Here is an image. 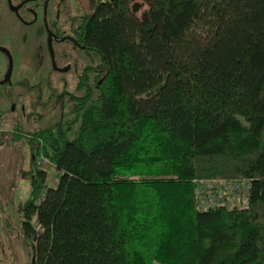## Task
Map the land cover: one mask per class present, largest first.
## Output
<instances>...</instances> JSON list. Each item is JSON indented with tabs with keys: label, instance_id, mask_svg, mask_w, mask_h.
Here are the masks:
<instances>
[{
	"label": "trees",
	"instance_id": "16d2710c",
	"mask_svg": "<svg viewBox=\"0 0 264 264\" xmlns=\"http://www.w3.org/2000/svg\"><path fill=\"white\" fill-rule=\"evenodd\" d=\"M140 1L74 23L98 60L28 141L31 264H264V0ZM202 178L248 180L247 206L199 211Z\"/></svg>",
	"mask_w": 264,
	"mask_h": 264
},
{
	"label": "rangeland",
	"instance_id": "374dc122",
	"mask_svg": "<svg viewBox=\"0 0 264 264\" xmlns=\"http://www.w3.org/2000/svg\"><path fill=\"white\" fill-rule=\"evenodd\" d=\"M137 1L141 2L140 0ZM68 4L72 7L73 1L68 0ZM56 8L55 3L50 4L48 7L50 14ZM62 8L61 12H63ZM143 8H146V6ZM44 33L41 22L30 26L23 25L10 9L1 4L0 0V43L10 49L14 67V84L22 77L23 69H26V66H32L34 58L40 56L42 51L46 50L41 44L45 40ZM63 46L68 56L69 53H72L67 60L70 69L67 73L56 75L52 82L58 96L57 104L54 107L38 108L37 114L44 115L40 127L50 126L58 121L62 112L67 119L75 117L72 113V104L66 97H59V94L62 91L78 93L76 89L77 75L84 65L95 63L98 60V56L92 52L87 53L74 47L71 48L69 44ZM55 49L59 50L60 46L55 45ZM5 66L4 55L0 53V72L5 69ZM14 90L16 95L14 100L17 101L18 106L29 103L27 96L22 97L25 95L24 88L16 84ZM9 106L10 101L6 98L5 88L0 86V127L7 128L6 130L13 126V121H11L13 118L11 120L7 118L11 115L8 111ZM74 126L76 125L74 124ZM34 127L37 126L29 125L27 128L32 129ZM21 140L14 145L9 143L0 144V188H4L0 189V191H3L0 192V264H31L32 262V247L26 241L20 225L22 204L30 191L22 174V171L28 168L29 148L24 144L25 140H22L24 142ZM45 169L48 173L55 171L53 165H48ZM47 183L52 186L55 181L49 178ZM4 197L7 202L2 203Z\"/></svg>",
	"mask_w": 264,
	"mask_h": 264
},
{
	"label": "flooded vegetation",
	"instance_id": "af4514ba",
	"mask_svg": "<svg viewBox=\"0 0 264 264\" xmlns=\"http://www.w3.org/2000/svg\"><path fill=\"white\" fill-rule=\"evenodd\" d=\"M72 1L73 6L70 7L68 0H1V4L10 9L23 25L30 26L41 22L45 32V40L41 44L46 50L34 58L32 66H26L27 68L23 69L22 77L16 81L17 85L24 88L25 95L22 97L29 98L28 104L24 103L18 106L17 101L14 100L16 84L13 82L12 56L10 49L0 43V53L4 55L6 61L5 69L0 72V86H4L6 98L10 101L8 111L11 115L7 118L9 120L13 118L11 120L13 121L12 128L6 130L7 128L0 127V144L14 145L21 139L25 140V142L21 141L29 148L28 167L35 161V152L31 151L28 141L31 140V132L41 126V121L44 118V115L37 114L38 108L54 107L57 104L58 96L52 82L56 75L67 73L70 69L67 60L72 53H69L68 56L63 45L69 44L71 48L87 52L85 47L75 40L76 25L74 23H78L83 15L91 11L94 0ZM54 3L57 8L50 14L48 7ZM61 7H63V12H61ZM55 45L60 46V49H55ZM29 125L37 127L30 129L27 128ZM34 147L33 144V149ZM4 202H7L5 197L2 203Z\"/></svg>",
	"mask_w": 264,
	"mask_h": 264
},
{
	"label": "built area",
	"instance_id": "2783aa9c",
	"mask_svg": "<svg viewBox=\"0 0 264 264\" xmlns=\"http://www.w3.org/2000/svg\"><path fill=\"white\" fill-rule=\"evenodd\" d=\"M39 167L51 165L44 158L36 161ZM56 172L48 173L47 179L55 181ZM194 204L199 211H206L215 206L224 205L227 208L246 207L249 200V181L228 178H202L195 180Z\"/></svg>",
	"mask_w": 264,
	"mask_h": 264
}]
</instances>
